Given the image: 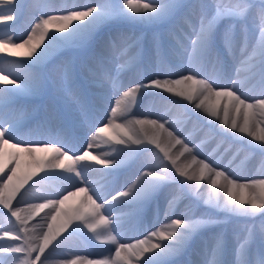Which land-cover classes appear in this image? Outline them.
<instances>
[{
  "label": "snow or ice",
  "instance_id": "obj_1",
  "mask_svg": "<svg viewBox=\"0 0 264 264\" xmlns=\"http://www.w3.org/2000/svg\"><path fill=\"white\" fill-rule=\"evenodd\" d=\"M25 7V0H0V53L27 58L8 62L12 67L24 69L20 73L0 67V173L4 174L0 176V206L6 210L4 215L10 225L0 228V264H168L167 258L181 252L199 230L224 223L212 215L196 217L190 210L175 215V205L182 197L199 196L197 185L205 179V173H208L211 188L209 199L204 201L206 204L229 216L256 213L264 216V178L240 182L224 170L228 165L221 169L198 159L194 154L196 145L190 146V141L177 127L195 116L196 120L205 121L207 128L194 123L190 135L202 132L204 138H214L215 120L223 127L213 152H220L221 156L233 152L234 143H226L230 140L264 153V0H259L258 7L253 0H208L207 3L200 0L193 5H186L182 0H149L143 5L134 0H94L91 4H74L63 10L65 14H42L27 38L16 43L14 29ZM257 18L258 24L255 23ZM125 21L168 24V39L157 32L151 42L144 45L142 36L120 27ZM250 23L258 29L254 40ZM50 29L55 31L50 32ZM238 40L239 64L247 67L250 76L260 85L259 97L254 98V102H249L252 97L238 94L235 81L228 86L200 78V63L212 60L222 64L221 49L231 56ZM93 44L91 60L96 67L88 69L86 82L76 77L71 61L66 60L61 65L58 91L72 119L62 128L60 139L33 143L17 138V124L25 109L16 105L21 98L39 95L45 90V63L62 49H87ZM132 49L138 50L135 55H129ZM169 49L187 57V69L181 65L176 71L165 63ZM114 55L121 60L115 75L107 67ZM141 55L149 60L155 57L156 70L149 77L137 75L124 84L119 79L120 72L138 61ZM106 83L112 85L109 95L102 91L90 92L93 87L102 90ZM165 93L170 95L165 96ZM145 96L170 100L177 106L176 111H167L155 118L150 115L140 118L133 109L139 108ZM173 96L178 99L171 100ZM93 97H99L107 105L102 107L104 116L100 120L101 124L107 121L105 126L97 127ZM80 129L89 149L97 136L104 133L107 141L121 146L113 149L118 156L100 157L87 150L76 155L71 144L77 140ZM108 129H112L114 135H107ZM89 132L91 140L87 139ZM239 151L237 147L233 155ZM185 154L191 157L192 164L199 165L198 172L189 171L191 164L178 163ZM120 155L135 156L138 160L145 157L122 184L115 179L124 163ZM81 161H95L104 166L98 171L108 180L110 190L94 189L86 175L87 165L78 168ZM165 161L170 162L171 168ZM25 162L34 171L26 173ZM54 170L70 175L62 176ZM39 172H44L46 177L78 181L84 186L59 199L26 201L24 197L28 193H21V189ZM170 182L178 188L165 197L166 223L135 242H123L112 234L119 224V217L112 215L114 205H129L140 214ZM221 192L226 197L222 204L218 198ZM81 196L78 207H64L70 199ZM21 204L25 206L20 207ZM156 207L159 214V203ZM45 209L49 210L46 222L30 226L29 221ZM61 218L62 222L57 224ZM84 229L93 233L97 241L115 245L114 255L100 259L76 255L55 261L49 260L51 252L45 255L61 233L67 232V235L56 247ZM204 251L208 258L202 264H264V226L258 236L247 224L234 231L231 248L225 232L214 233L211 246L207 241L204 243ZM229 256L232 259H228Z\"/></svg>",
  "mask_w": 264,
  "mask_h": 264
},
{
  "label": "bare ground",
  "instance_id": "obj_2",
  "mask_svg": "<svg viewBox=\"0 0 264 264\" xmlns=\"http://www.w3.org/2000/svg\"><path fill=\"white\" fill-rule=\"evenodd\" d=\"M73 0H47V1H39V0H25V10L23 16L20 18L19 21L16 22V27L14 29V35H13V41L16 43L22 42L23 39L27 38V35L31 32L32 26H34L36 19L35 17L32 16V14L29 13L28 9L32 8H43L44 14H51V15H60V14H65L63 11L66 8L71 7ZM140 4H139V3ZM147 0H137V3L139 5H143ZM46 3V4H45ZM32 5H36V7H32ZM40 11V10H39ZM38 12V11H37ZM41 12V11H40ZM51 31H55V29H50ZM166 40V39H165ZM65 50L67 49H62L60 53L66 54ZM235 50V49H234ZM237 50V49H236ZM9 51H19L23 52L25 51L24 49H19V50H9ZM166 60H170L167 62V65H173L176 67L178 70H180V66L183 65L185 69L188 67V59L186 56L180 54L178 50H172L169 49L166 54H165ZM145 58V57H144ZM144 58L140 59V61L134 62L136 65L130 66V68L125 72V78L122 81L124 84H127L129 80L137 78L138 75V70L137 68L139 65H141L142 61L145 60ZM57 59V58H56ZM25 61L27 60L26 57L23 56H10L8 52H3L0 53V62L1 61ZM173 60H177V62H174ZM238 60V55L237 52L233 51V54L228 56L220 66H222L223 72L219 69L217 66L216 71H212V68L215 67L214 64H210V61L208 60L203 61L200 63L199 66V71L201 73L200 78H207L210 80H214L217 84H224L231 86L233 81H235V86L236 89H238V94H246L249 97H252L253 99L250 100L249 102H254V98L259 97V89L260 85H255L256 87L254 88H249V80L250 78H244V76L241 75V71L237 72V64L236 61ZM56 61V60H55ZM212 61V60H211ZM63 61L62 63H64ZM121 63V60L114 55L112 62L107 65L108 69L113 64L119 65ZM47 64V63H46ZM217 64V63H216ZM57 65V64H56ZM61 65L57 67L53 73L51 72L50 77H46V75L43 73L46 79L51 81L52 88L56 89V83L54 82V79L56 81V77L61 75ZM93 65L96 66L95 62L93 61ZM145 65V64H144ZM114 66V65H113ZM240 66V65H239ZM2 68H5L9 71H14L17 73H20L24 71L22 68H17V67H12L11 65L4 66ZM89 68H83V71H81V76L79 78L80 81L86 82L89 73H88ZM219 69V70H218ZM154 72V71H153ZM152 73V69H144V76L140 77H148ZM187 74V73H185ZM58 75V76H57ZM244 75V74H243ZM61 77V76H60ZM59 77V78H60ZM246 77V76H245ZM12 77H10L11 79ZM176 78V77H175ZM54 82V83H53ZM251 82V81H250ZM253 83V82H252ZM108 83L105 84L104 88L102 90H98L96 88H91L90 92H96V91H102L105 95H109L110 91L108 90L109 86L107 85ZM112 87H110L111 90ZM55 91V90H54ZM57 92L58 91V86H57ZM60 94V93H59ZM165 96H169L170 94L165 93ZM61 98V97H60ZM26 98H21L16 107L20 108L23 107L25 109L23 115L25 114L26 111L31 110L32 115L33 113H37V116H32L33 118H25L23 115L19 117V125L16 129V136L17 138L24 140V141H31L33 143H39V142H49V141H57L60 139V134L62 128L65 126L66 123L70 122L72 119V114L67 112L64 108V100H57L56 104H52V107L55 109L52 110V107L50 109H47V112L49 113V117L47 120L43 121L38 116L40 112H38V105L37 103H32L29 101L25 100ZM178 98L176 97H171V100H176ZM93 102L96 105V111H94L93 115L96 117V122L100 121L103 119L104 113L102 111V107H106V104H103V102L99 99V97H93ZM169 103V104H168ZM184 103H187L186 101ZM156 104H161L163 106L165 105H170V109L167 111H176L177 106L172 104L170 100H165L162 99L161 97H154V96H145L143 103H140L139 108H134L133 111L137 113V115L140 118H143L144 115H150L151 118H155L158 114L153 108L154 105ZM221 104H223V101H221ZM162 106V107H163ZM161 108V107H160ZM165 108V107H164ZM167 108V107H166ZM46 110V109H45ZM160 112V110L158 109ZM165 111V112H167ZM163 112V113H165ZM42 113V112H41ZM44 113V112H43ZM59 113V114H58ZM161 113V114H163ZM200 114L203 116L204 113L200 112ZM27 116V115H26ZM61 116H63V119H61ZM131 118V117H129ZM119 122V121H118ZM196 122V121H195ZM22 123V124H21ZM107 121L104 120V124L106 125ZM196 124V123H195ZM215 127L213 128V132L216 134L214 138L210 137L205 139L204 134L201 132L199 134H196L195 136L190 135L192 132L193 124L188 123H180L177 125V127L183 132L184 136L190 141V146L196 145L194 154L197 155L198 159H204L208 163L212 164L215 167L224 169L225 165H228L226 169H224L226 172H228L233 178H238L239 179V174H237L234 170L232 164H231V158L233 152H229L225 154L224 156L220 155V152H213V148L215 147L216 141L220 139V132L219 130L223 127L222 125L219 124L218 121L214 120ZM103 125V124H101ZM98 126V125H97ZM104 126V125H103ZM201 126H204L207 128V125L205 124V121L201 123ZM107 132H111V129H108ZM77 140H75L72 144L71 147L73 151H77L81 155L83 154V151L87 150L89 151L92 155H97L100 157H104L107 155L109 158L111 157H116L118 156V153L114 151V148H119L121 146L113 144L114 142L107 141L106 139L102 138L101 135L99 134L95 140V143L93 144V147L91 149L88 148L87 143L85 142V138L83 136V129L78 130L77 132ZM87 139L91 140L92 139V133H88ZM247 139V138H245ZM15 142V141H12ZM226 143H234L233 151L237 147V145L243 143H237V142H232L230 140H227ZM253 143H258V142H253ZM241 146V145H240ZM179 146H177V149ZM198 148V151L196 149ZM177 149H173L174 152L177 151ZM244 149V148H243ZM222 151V149H221ZM258 151V150H256ZM234 156V155H233ZM119 158L123 160V164L121 165V168L123 167H128L129 166V171H133L135 166L138 164V159H134V156L129 157L127 155H120ZM258 159V158H257ZM235 162V161H234ZM178 163L182 164H191V168L194 169H199L198 164H192L191 162V157H189L187 154L185 156H182L180 158V161ZM84 165H87L86 169V175L87 178L90 182L93 184V188L96 189L97 191L100 192H107L109 189L108 185V180L101 175V173L98 171V169L104 168L102 165L96 164L95 161H81L79 162L78 168L82 167ZM10 167L12 165H9ZM170 167V166H169ZM252 169V168H251ZM24 171L27 172H32L34 169L31 168V166L25 162L24 164ZM57 172H60L62 176H68L70 174L63 172V170H54ZM195 171V170H194ZM254 171V170H253ZM126 172V173H128ZM120 173V172H119ZM3 173H0V176H3ZM120 176V174L118 175ZM251 177V175H250ZM120 180V179H119ZM240 180V179H239ZM120 182V181H119ZM240 182H247V181H242ZM123 183V182H122ZM121 183V184H122ZM79 186H84L79 184V182H71L68 180L60 179L57 177H46L44 172H39L33 175L32 179L29 180V182L24 186V188L21 189V193H24L27 191V195L24 197L26 201H31V202H44V198L48 199H59L62 198L63 195L68 194L70 191H75L77 187ZM211 191L210 188V183H209V176L208 173H205V179L201 181V186L199 189V193L203 195V197L206 199H209V193ZM170 193V192H169ZM188 198V197H187ZM220 203H223V200L226 198L224 197V194L221 192L219 194ZM20 199V195L18 194L17 200ZM83 197H74L70 199L69 201L66 202L65 208H75L78 207L81 200ZM16 200L13 201V204H16ZM188 202L184 201L180 205H175V215L178 216L180 212L186 211L188 208ZM157 203H159L161 211L159 214H157ZM157 203L151 208V211L149 212V217H143L141 220H137L136 216L132 215L130 212H127L128 210H119V211H113L112 215L119 217V224L117 225V228L115 231H113V235H116L118 239H121L123 242H135V239L138 238H144L150 231L155 230L159 227H161L164 223H166L164 219V212L163 209L166 208V203H165V196L162 195V197L157 201ZM20 207H24V204L19 205ZM123 207H128L129 205H122ZM130 207V206H129ZM0 210L3 211V215L0 217V222H4L6 224V227L9 228V222L7 217L4 215L6 210L2 209V206H0ZM131 210V209H130ZM132 211V210H131ZM49 212L48 209H45L42 211L39 216L35 217L34 219L29 221V225H35V224H43L46 222V214ZM133 213V212H132ZM107 214V213H106ZM175 218V217H174ZM14 220V218H13ZM62 222V218L58 219L57 224ZM78 223V222H74ZM128 225L130 226L127 230H123L125 227L123 225ZM155 227L154 229H152ZM87 230V229H86ZM84 231L86 234L93 235V233L87 231ZM66 233V234H64ZM83 233V232H79ZM67 235V232L61 233L59 237H57L56 241H53V244L49 246V249L46 250L45 255H48L50 252L52 255L49 256L50 261H55L60 258H74L76 255L84 256L85 252L83 250V244L77 241V238L75 237L76 234H74L72 237H70L68 240L64 241L62 245L59 247H56L57 242L62 240L64 236ZM88 235V236H89ZM75 237V238H74ZM91 238V237H90ZM227 244L228 247H232V238L227 239ZM53 248H55V251L53 252ZM107 248V252L105 249ZM114 248L115 245H112L110 243H101V249L103 250L104 255L106 256H111L114 255ZM182 253V252H180ZM177 255V254H176ZM174 255V256H176ZM173 256L168 257L167 261L168 264H175V260H171ZM43 258V257H42ZM196 258V257H195ZM207 254L203 255L198 261H193L186 263V264H202V261L207 259ZM228 259H232L231 256L227 257ZM185 260V259H184ZM189 260V259H188ZM188 262L187 260H185ZM181 262V261H180Z\"/></svg>",
  "mask_w": 264,
  "mask_h": 264
},
{
  "label": "rangeland",
  "instance_id": "obj_3",
  "mask_svg": "<svg viewBox=\"0 0 264 264\" xmlns=\"http://www.w3.org/2000/svg\"><path fill=\"white\" fill-rule=\"evenodd\" d=\"M39 1L44 2L47 0H39ZM147 1L149 2V0H147ZM93 2H94V0H73L72 4L73 5L74 4L75 5H85V4H91ZM134 2L137 3V0H134ZM148 2H146V3H148ZM182 2L186 5H193V4L199 3L200 0H182ZM204 2L207 3L208 0H204ZM253 2L257 5V7L259 6V0H253ZM28 11L30 14H32L33 17H35V19L39 18L42 14H44L43 8H40V9L39 8H37V9L32 8V9H28ZM198 11L199 10L196 9L197 14H198ZM193 20L194 21L196 20L195 15L193 16ZM255 23L258 24V18L256 19ZM120 27L124 28V30L128 31L130 34L134 33L136 35L142 36L144 38V45H148L151 42L153 34L157 33V32H159L164 37V39H166V40L168 39V28H169L168 24L151 25V24H141V23L132 22V21H125L120 25ZM249 27H250V31L252 33V37L254 40L258 29L252 27V23L249 24ZM237 31H239V26L237 27ZM94 48H95V44H93L92 46H90L87 49L66 48L67 49V50H65L66 54L59 53L55 58H51L50 61L46 62L47 64L45 63V65L43 67V73L46 75V77H50L51 72L53 73V71L57 67H59L60 64H63L62 63L63 61L68 60V61L72 62L76 77L79 79L81 76V71H83V68H90V67L95 68L96 67L95 65H93V60H91V55H92ZM137 51H138L137 49H132L130 51L129 55H135ZM234 51L237 52V55H238V60L236 61V63L238 64L239 58H240L239 40L237 42V45H236ZM221 54H222L223 61L229 56L228 53L225 52L223 49H221ZM142 58H144L143 55H141L140 59H142ZM140 59L138 60V62L140 61ZM144 59L145 60H143L141 65H139V67L137 68V70L139 72L138 75L144 76L143 75L144 69H152V73H151V75H152L153 71H155L156 67H157L156 58L153 57L151 60H149L148 58L145 57ZM164 59H165V63L170 61V60H166V57H164ZM9 61L10 60H8L7 62L1 61L0 67L10 65L8 63ZM173 61L177 62V60H173ZM209 61H210V64L215 65V67L212 68V71H216L217 70L216 67L218 66L219 69L221 70V72H223L222 66H220V64H216L214 61H211V60H209ZM113 65L110 67L109 71L112 72L113 75H115L116 68L118 65H116V64H113ZM132 65L134 66L136 64L132 63L120 72L119 79L121 82L125 78V72H127V70ZM239 65L240 64H238L237 67L240 69L241 75L244 76V78H250L251 79L248 82L249 83L248 87L254 88L257 85H259L258 81L253 79L250 76L248 68L245 66H242V65L239 66ZM170 66L173 67L176 71H179L173 65H170ZM60 76L61 75L56 77V81L54 79V82L56 83V89H53L51 81L49 82V80L46 79L47 80V87L45 88V90L43 92H41L39 95L29 96L25 99L26 101H29L32 103H37V105L39 104L37 107V108H39L38 112H40L38 114V116H40V118H43V119H41L43 121L47 120L49 117V113L47 112V109H50L52 107V104H56L57 100L59 101V100L63 99L61 97V95L57 92V86L59 88V85H60V78H59ZM173 78H175V77H173ZM107 85L109 86L108 90L111 91L110 90V87H112L111 83H108ZM56 106H57V104H56ZM162 106L163 105H161V104H156V105H154L153 109L156 112H158V114H161V113L170 109V105H165L163 107ZM54 109L55 108L52 107V110H54ZM158 109L160 110V112L158 111ZM31 112H32L31 110L26 111L23 116L25 118H29V119L33 118L32 116H37V113H33V115H32ZM202 122H203V120H196L195 116H192L191 118L186 119L182 123H184V124L196 123L197 125H201ZM97 125H98L97 127H100L103 125L105 126V124L101 125L100 121H97ZM18 126H20L19 123L17 124V127ZM100 135L102 138L107 140L106 135L104 133H100ZM107 135H114L113 130L111 129V132H109V133L107 132ZM205 139H207V138H205ZM237 147L240 149V151L237 152L234 156L232 154L231 164H232L234 170L236 169L235 172L237 174H239L238 175L239 179L242 181L243 180L248 181V180L253 179V178H264V163H262V161H264V153H261L258 148L257 149H249L248 147H246L245 145H242V144L237 145ZM256 150H258V151H256ZM196 151H198V148L196 149ZM233 152H235V150ZM75 153H76V155L79 154L77 151H75ZM135 158L137 160V157L134 156V159ZM143 159H145V157L139 158L138 164H137V166H135L133 171H135L136 167L139 166L140 161H142ZM164 163H166L168 165V167L170 166L169 168H171L170 162L165 161ZM128 169H129V166L127 168L126 167L121 168L120 173H119L120 176H117L115 179L116 180L120 179L119 181H120V183H122L133 172V171L128 172L129 171ZM194 170L198 172L199 169H197V170L194 168L189 169V171H194ZM126 172H128V173H126ZM250 175H251V177H250ZM200 186H201V181L197 185V191L198 192H199ZM177 188H178V186L174 182H170L169 186L165 187L163 190H161V192L157 195L156 199L151 204H149L140 214H138L137 211L134 208H132L131 206L130 207L129 206L123 207L122 205H120V206L114 205V211L115 210L119 211V210L125 209V210H128L127 212H130L132 215H134V217L136 216L137 220H141L143 217H147V216L149 217L148 214L151 211V208L157 203V201H159V199L162 197V195H164L166 197L170 193L176 191ZM257 191H259V190L257 189ZM187 200H188V202L186 204H188V208L186 209V211L190 210V212L194 213L196 217H200V216H204V215H212V216L218 217L219 219L223 220L224 223H221V224L213 226V227L204 228V229L199 230L185 245V247L181 251L182 253L179 252L176 256H173L171 258V260H175V262H176L175 264H186V263L191 262V260L195 261L196 259H197L196 261H198V259H200L203 255H205L204 243L207 241L209 244V247L211 246L212 235L214 233L223 231V232H225L227 239H230V238H232V233L234 231H237V230L243 228L245 226V224H247L248 226H250L254 229V231L256 232V234L258 236L259 232L261 230V227L264 226V216H261L259 213H256L253 216H229V214L225 213L224 211L213 208L210 205L206 204L204 202L205 198L203 197V195L201 193H199V196L188 195V196L182 197L176 204L180 205V204H182V202L187 201ZM152 211H153V209H152ZM2 215H3V211L0 210V217ZM123 227H125V228L124 229L122 228V231L127 230L130 226L125 224V225H123ZM0 228H7L6 224H4V222H2V223L0 222ZM154 228L155 227H153L152 229H154ZM85 230L86 229H84V231ZM84 231L82 234L79 232L76 233L75 237L77 238L78 242L83 244V250L85 252V255L88 256L89 258H93V259H100V258L105 257L106 255H104L105 253L103 252V250L105 248L103 250L101 249V242L97 241L95 239L94 235L86 234ZM64 234H66V233H64ZM105 251L107 252V248L105 249ZM184 259L187 260L188 262H186Z\"/></svg>",
  "mask_w": 264,
  "mask_h": 264
}]
</instances>
